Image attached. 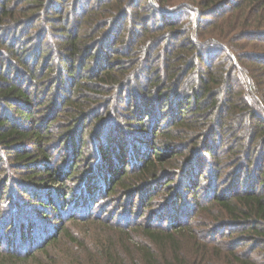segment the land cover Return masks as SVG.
<instances>
[{
	"label": "trees",
	"instance_id": "trees-1",
	"mask_svg": "<svg viewBox=\"0 0 264 264\" xmlns=\"http://www.w3.org/2000/svg\"><path fill=\"white\" fill-rule=\"evenodd\" d=\"M4 224L0 264H264V0H0Z\"/></svg>",
	"mask_w": 264,
	"mask_h": 264
},
{
	"label": "rangeland",
	"instance_id": "rangeland-1",
	"mask_svg": "<svg viewBox=\"0 0 264 264\" xmlns=\"http://www.w3.org/2000/svg\"><path fill=\"white\" fill-rule=\"evenodd\" d=\"M228 158L229 157H224L223 158V163L224 164L228 163V161L230 160V158H229V160H227ZM225 184H227V185H225ZM232 184H233V181L230 182V181H227L226 178H223V180L220 182V185H218V187L221 186V185H223V187L220 189L219 192L222 193V192L226 191L228 188H230L232 186ZM11 185L14 187L13 184H10L9 186H11ZM205 186H207V185L204 184L203 187L201 188V190L198 192L199 195L204 196L206 193L210 192V190H211L210 187L207 188V189H205L204 188ZM14 196H16V192H15V190L13 188H10V191H8L7 196H6V198H5L4 202H3L4 210L10 211L12 209L11 208L12 205H9V207H10L9 208L8 207V204L11 203L12 199L14 198ZM142 198L145 199V196H142ZM162 201H163V199H161V198L158 197L153 202V205H152L153 208H158L159 209L161 207L160 204H162ZM97 202H98V205L99 206L95 205ZM100 203H102V202H99V201L96 200L94 206H97V207H95L93 209L91 208L92 210L89 209L90 210L89 212H91L93 214H98L99 212H97V209L100 207V205H101ZM119 208L120 207H116L115 205H112L111 206V209H113V210L110 211V215L114 216L116 218V221L119 218H121V215H122L121 208H120V211H118ZM85 211H87V209ZM81 213L82 212L77 211V212H74L73 214L76 215L77 217H79L81 215ZM47 225L49 227H52L54 225V223L47 222ZM33 228L34 229L32 231L31 230L30 231H27L26 230L27 236L25 238H19V234H18L17 228L15 230H11V231L7 232L6 234H3V237L2 238L0 237L1 238V242H2V245L0 244V251H2V252L5 251L6 252L7 251L6 250V246L11 245L12 248H11L10 251H14L16 254L19 251H22L21 253L19 252V254L21 256H25V255H27V253H30V252H35L38 249L39 246H38V244H36L35 245L36 247H34V246L32 247V245L38 241V237L41 238L42 236H41V232L39 230L40 227L37 228V226L36 227L34 226ZM6 230H7L6 229V224H4L3 226H0V231H2L1 234L4 233V232H6ZM199 230L202 232V231H206L207 229L205 227L199 226ZM4 236H6V237H4ZM8 238H10L12 240L9 242ZM20 244L23 245V248L22 249H20Z\"/></svg>",
	"mask_w": 264,
	"mask_h": 264
}]
</instances>
